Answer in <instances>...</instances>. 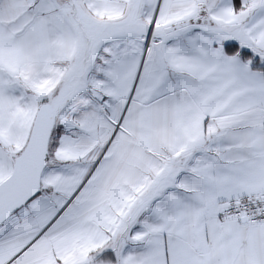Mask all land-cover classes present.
Listing matches in <instances>:
<instances>
[{
    "label": "snow or ice",
    "instance_id": "obj_1",
    "mask_svg": "<svg viewBox=\"0 0 264 264\" xmlns=\"http://www.w3.org/2000/svg\"><path fill=\"white\" fill-rule=\"evenodd\" d=\"M0 264H264V0H0Z\"/></svg>",
    "mask_w": 264,
    "mask_h": 264
}]
</instances>
